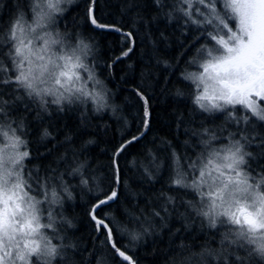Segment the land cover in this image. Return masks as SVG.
Here are the masks:
<instances>
[{
	"label": "trees",
	"instance_id": "obj_1",
	"mask_svg": "<svg viewBox=\"0 0 264 264\" xmlns=\"http://www.w3.org/2000/svg\"><path fill=\"white\" fill-rule=\"evenodd\" d=\"M33 3L0 0V33L6 34L18 16L33 15ZM163 3L166 6L161 8L153 0H98L101 22L123 32L91 25L86 19L88 0H73L57 15L56 31L62 38L66 35L74 45L80 41L89 45L85 58L101 82L104 107L82 98L61 106L49 104L44 111L23 90L5 91L10 107L3 119L13 122L26 142L29 156L24 173L31 194L55 188L60 195L61 202L52 204L54 229L49 235L62 253L53 264H97L101 260L130 264L114 257L102 243L104 236L95 230L89 214L97 195L110 189L119 198L100 211L106 214V222H112L135 264H239L237 256L244 258V264H264L259 255L249 259L247 251L225 240L231 226L209 227L207 219L197 214L202 205L195 190L172 183L179 167L228 144L229 133L243 125L229 119L232 107L207 112L194 102L199 90L184 77L200 71L207 57H201L197 49L212 44L196 39L203 26L186 23L173 7L176 0ZM129 31L134 43L124 38L123 33ZM129 47L133 51L123 57ZM116 57L121 59L113 63ZM137 93L148 99L147 105ZM243 114L244 110L235 113ZM145 119L148 127L141 123ZM254 124L251 135H264V122L254 120ZM45 129L48 136L43 135ZM212 135L217 139L206 146L203 141ZM132 136L140 139L114 156L119 145ZM256 145L253 141L245 150L255 155L249 164L259 179L264 173V156ZM117 169L120 182L113 183ZM65 186L71 196L63 191ZM129 232L138 233L139 238L132 240Z\"/></svg>",
	"mask_w": 264,
	"mask_h": 264
},
{
	"label": "snow or ice",
	"instance_id": "obj_2",
	"mask_svg": "<svg viewBox=\"0 0 264 264\" xmlns=\"http://www.w3.org/2000/svg\"><path fill=\"white\" fill-rule=\"evenodd\" d=\"M153 2L161 8L166 6L163 0ZM176 4L180 6L176 7ZM97 6L98 0H88L87 21L96 28L123 32L115 25L102 23ZM173 7L186 18V23L198 28L203 26L197 40L206 39L212 44L211 48L201 45L197 49L201 57H207L200 65L203 70L184 77L199 89L194 102L207 112L227 110V106H232L229 119L243 127L230 132L229 143L221 149L213 148L204 164L198 165L197 161L179 167L172 183L191 188L202 198L201 208L196 209L192 202L189 207L206 218L209 227L215 228L218 223L237 226L225 233L224 238L230 245L247 251L249 259L252 254L264 259V173L259 174V179L252 175L254 169L249 161L254 160L255 155L245 150L247 145L257 141L256 146L261 149L259 154L264 156V135L252 136L249 131L255 130L254 120L264 122V0H176ZM60 11L54 0H37L30 23L20 15L10 24L6 34L0 33V136L7 141L0 146V264H53L62 253L61 246L54 244L52 237L44 231L54 229L51 211L46 213L48 223L42 222L45 215L43 204L60 203V195L55 188L31 194L33 189L23 171V162L29 152L20 151V146L26 142L21 138L22 134H17V128L6 124L3 119L10 107L4 99L5 91L23 90L30 100L38 101L44 111L49 104L61 106L64 102L71 104L82 98H90L98 107H104L103 91L89 90L86 83H82L81 69L87 73V80L101 83L82 59L89 45L80 41L75 47L64 48L59 33L55 36L47 31L39 34L49 26L52 13ZM123 35L134 43L131 31ZM57 45L61 47L54 50L53 46ZM4 47L7 52L3 51ZM132 51L133 48L129 47L122 56L126 57ZM120 59L116 57L113 63ZM137 94L147 105L148 99L142 93ZM46 97L52 99L49 101ZM241 110H244L243 115H235ZM144 115L149 116L147 109ZM141 123L144 127L149 126L147 119ZM19 127H23L22 122ZM43 135H49L46 129ZM139 139V136H132L120 144L114 156L126 151L128 145ZM216 139L212 135L203 143L211 147V141ZM188 168L194 171L190 172ZM116 172L113 183L120 182L118 169ZM63 191L71 196L66 186ZM118 198L115 189L101 192L89 214L95 222V230L104 236L102 243L113 256L135 264L126 254L127 249L118 238L117 230L111 226L112 222H106V214L100 211ZM129 234L132 240L139 238L138 233ZM236 261L244 264L243 257L237 256ZM97 264L104 262L101 260Z\"/></svg>",
	"mask_w": 264,
	"mask_h": 264
},
{
	"label": "rangeland",
	"instance_id": "obj_3",
	"mask_svg": "<svg viewBox=\"0 0 264 264\" xmlns=\"http://www.w3.org/2000/svg\"><path fill=\"white\" fill-rule=\"evenodd\" d=\"M73 0H54V2H57L58 3V6H59V8L61 9V11L60 12H53L52 13V21L49 23V26L48 27H46V29H44L43 31H39V34L40 35H43L44 34V31H47V32H49V33H52L54 36L57 34V31H56V23H55V21H56V17H57V15H59V14H61V13H63V12H65L66 11V7L68 6V4L69 3H71ZM36 2H37V0H34V3H33V7H34V5L36 4ZM45 11H48V9H44ZM24 18H25V20H27L29 23L31 22V20H32V18H33V15H31V16H28V15H26V14H24ZM63 36V47L64 48H67L69 45H71V46H73V47H75V46H77V45H74V42L72 41V39H71V37H67V39H68V41L66 40V35H62ZM80 38V37H79ZM73 42V43H72ZM37 44L39 43V42H36ZM59 47H61V46H59V45H57V46H53V48H54V50L56 49V48H59ZM82 59H83V62L90 68V64L88 65V63H87V59L85 58V55H83L82 56ZM204 61H202L201 62V64L203 63ZM200 64V65H201ZM92 69V68H91ZM203 69L200 67V71H198V72H195V73H199V72H201ZM81 72H82V74H83V77H84V79L82 80V83H86V85H87V87H88V89L89 90H94V91H97V92H99V84H95L94 83V81H92V80H87V73L86 72H84V70L83 69H81L80 70ZM95 75V74H94ZM95 78H96V80H98V78L95 76ZM199 90V89H198ZM199 93V92H198ZM48 98V97H47ZM50 98H52V97H50ZM227 107H232V106H227ZM236 107H240V106H236ZM6 121V120H5ZM7 123H10L11 125H12V127H14V123L13 122H9V121H6V124ZM4 130L5 131H7L8 129H7V127L5 126V128H4ZM3 143H7V141H5L4 140V138L2 137V136H0V146H2V144ZM223 147V145L222 146H220V147H217V148H215V149H221ZM20 151H27V149H26V145L25 144H23V145H21L20 146ZM208 156V155H207ZM207 156L206 155H204V156H202V157H200V158H198V159H196V161L195 162H197L198 161V165H202V164H204L205 162H206V158H207ZM27 158V157H26ZM26 158L24 159V162H23V164L25 165V160H26ZM23 171H24V169H23ZM188 171H190V172H192V171H194V170H192L191 168H188ZM24 175H25V173H24ZM44 191H49V190H46V189H44ZM33 195V194H32ZM38 198H40V199H43V197H38ZM202 199V198H201ZM43 209L45 210V215L44 216H42V222L43 223H48V219H47V215H46V213H47V211H53V208H52V204H50V203H48V202H45L44 204H43ZM202 207V206H201ZM221 219H226V218H221ZM219 224V223H218ZM217 224V225H218ZM225 225H229V226H231L233 229L234 228H236L237 226H234V225H230V224H227V223H225ZM49 230H51V229H45L44 231H45V233L46 234H48L49 235ZM50 236V235H49Z\"/></svg>",
	"mask_w": 264,
	"mask_h": 264
}]
</instances>
